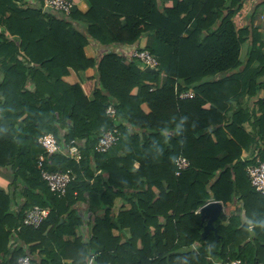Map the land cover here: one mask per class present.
<instances>
[{
  "label": "trees",
  "instance_id": "1",
  "mask_svg": "<svg viewBox=\"0 0 264 264\" xmlns=\"http://www.w3.org/2000/svg\"><path fill=\"white\" fill-rule=\"evenodd\" d=\"M83 1L86 12L62 16L44 12L43 0H0V172L10 176L0 188V264L24 255L36 264H264V230L250 234L242 215L220 213L216 233L202 238L197 212L210 199L236 200L245 217L264 222V196L246 176L264 160V32L235 28L242 0ZM142 39L154 72L124 55ZM90 42L126 49L98 60L85 54ZM89 68L97 78L90 97L63 80ZM175 89L194 97L178 99ZM256 96L253 109L243 105ZM112 129L118 142L96 153ZM46 134L62 151L44 152ZM70 144L80 145V161L64 153ZM249 150L250 160L242 157ZM40 156L43 170L71 171L64 195L50 192ZM179 156L188 167L176 175ZM78 204L89 214L87 239L76 233ZM36 205L48 217L22 225Z\"/></svg>",
  "mask_w": 264,
  "mask_h": 264
},
{
  "label": "built area",
  "instance_id": "2",
  "mask_svg": "<svg viewBox=\"0 0 264 264\" xmlns=\"http://www.w3.org/2000/svg\"><path fill=\"white\" fill-rule=\"evenodd\" d=\"M43 7L50 11L59 13L62 16H68L71 13L73 7H76L75 0H43ZM127 58L137 60L140 65L145 68L149 67L156 69L158 61L156 58L146 49H141L137 46L131 47L130 50L124 54ZM178 99H191L194 97V93L190 90L175 89ZM106 114L111 118H115V109L112 104H109L105 110ZM120 138V132L117 129L103 131L101 136L94 147L96 153H105L111 147H113ZM38 143L43 147L44 152L53 154L60 152L61 145L55 139L52 134H46L38 138ZM80 145L70 144L65 148L64 153L74 161L78 162L81 159ZM43 157H39L38 169L42 179L46 182L50 192L57 196L64 195L67 185L72 179L71 171L64 172H49L41 168V162ZM176 175H179L181 171L188 167V161L179 156L176 159ZM246 176L252 186V188L262 196H264V160L256 158L254 163L250 164L246 168ZM17 208L14 207V210ZM49 209L41 206H33L28 209L22 219V225L27 227L37 228L48 217ZM12 241V240H11ZM17 264H36L30 256L24 255L19 257ZM220 264H242L240 260L235 259L227 263Z\"/></svg>",
  "mask_w": 264,
  "mask_h": 264
},
{
  "label": "crops",
  "instance_id": "3",
  "mask_svg": "<svg viewBox=\"0 0 264 264\" xmlns=\"http://www.w3.org/2000/svg\"><path fill=\"white\" fill-rule=\"evenodd\" d=\"M76 2V8L81 12H86L88 9L87 4L83 0H75ZM171 3L167 0L164 2V6H170ZM232 22L235 25L236 29H241L243 27L252 26L257 28L259 31L264 32V0H242V7L235 13V15L232 18ZM144 44V39L140 40L136 46H142ZM249 40H247L241 50V59H245L246 52L248 49ZM123 49H126L124 47H105L100 46L95 42H90L85 47V54L87 57L90 58H96L99 60V57L102 54L108 53L109 51L114 52H122ZM63 80L69 84H75L80 83L82 90L84 94L88 97H90L94 91V88L97 83L96 73L94 68H89L83 72H79L78 74L74 73L70 70V73L63 77ZM258 97L264 98V90H261L258 93ZM256 97L250 98L248 102L246 101L247 98L243 100V105L245 103L248 104L250 110L253 109L254 104H252L253 100L256 99ZM210 106L209 103H207L204 107L208 108ZM255 107V106H254ZM141 109L144 113H148L149 109L145 104L141 105ZM251 112V111H250ZM247 132H251V126L249 125V122H246L243 125ZM255 155L252 154V151H243L242 157L251 159ZM138 164H134V168H137ZM209 201H215L213 199H210ZM208 201V202H209ZM220 202V201H217ZM222 205V211L221 214L225 215L226 217H229L230 215H243L241 210V203L234 200L232 203H227L224 205L222 202H220ZM123 204L122 199L117 198L114 200V212L116 213L119 209L120 205ZM78 209H82L81 213L83 214V225L79 228H77L76 233L78 235H81L84 239H87V229L89 225V214L84 210V206L82 204H78ZM84 210V212H83ZM199 212V210L197 211ZM86 214V215H85Z\"/></svg>",
  "mask_w": 264,
  "mask_h": 264
},
{
  "label": "water",
  "instance_id": "4",
  "mask_svg": "<svg viewBox=\"0 0 264 264\" xmlns=\"http://www.w3.org/2000/svg\"><path fill=\"white\" fill-rule=\"evenodd\" d=\"M44 12H49L48 9H45ZM146 72H154L155 69L145 67ZM222 211V205L217 201H209L204 206H202L199 210V214L201 216L202 222H205L203 226V231L201 237L204 238L208 232L213 231L216 233L214 223L219 218V215ZM62 220L60 221V223Z\"/></svg>",
  "mask_w": 264,
  "mask_h": 264
},
{
  "label": "clouds",
  "instance_id": "5",
  "mask_svg": "<svg viewBox=\"0 0 264 264\" xmlns=\"http://www.w3.org/2000/svg\"><path fill=\"white\" fill-rule=\"evenodd\" d=\"M177 130H179V129H177ZM161 155H162V153H161ZM241 220L245 221V223L243 225L244 230L250 234H254L255 229L257 227L264 230V222L257 223L252 217H245V216H242Z\"/></svg>",
  "mask_w": 264,
  "mask_h": 264
},
{
  "label": "rangeland",
  "instance_id": "6",
  "mask_svg": "<svg viewBox=\"0 0 264 264\" xmlns=\"http://www.w3.org/2000/svg\"><path fill=\"white\" fill-rule=\"evenodd\" d=\"M9 181L10 176L6 173L0 172V188L7 189L9 186Z\"/></svg>",
  "mask_w": 264,
  "mask_h": 264
}]
</instances>
